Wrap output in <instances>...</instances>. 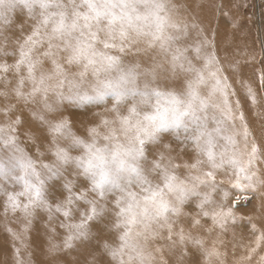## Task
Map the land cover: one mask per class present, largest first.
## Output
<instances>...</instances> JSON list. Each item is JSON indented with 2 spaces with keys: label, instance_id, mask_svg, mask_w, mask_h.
I'll use <instances>...</instances> for the list:
<instances>
[{
  "label": "snow or ice",
  "instance_id": "6c2138e0",
  "mask_svg": "<svg viewBox=\"0 0 264 264\" xmlns=\"http://www.w3.org/2000/svg\"><path fill=\"white\" fill-rule=\"evenodd\" d=\"M197 7L238 29L248 4ZM200 13L183 0H0L12 264L73 251L89 258L66 264H225L238 228L252 240L234 264H264V127L245 114L264 103V40L221 56ZM42 212L46 250L28 237Z\"/></svg>",
  "mask_w": 264,
  "mask_h": 264
},
{
  "label": "bare ground",
  "instance_id": "6f19581e",
  "mask_svg": "<svg viewBox=\"0 0 264 264\" xmlns=\"http://www.w3.org/2000/svg\"><path fill=\"white\" fill-rule=\"evenodd\" d=\"M183 2L191 4L193 8L198 13H200V9L197 6H206L209 0H183ZM200 15L204 20L205 25H207L210 21L211 26L217 30L216 44L221 50V56L224 55V49H228L229 51H238L239 49L237 46L242 48L244 44H247L250 47V42L252 44L251 47L254 46L256 48L257 42L255 40L252 25L249 26V24L241 20L240 27L238 29H233L231 24H227L223 20L213 19L211 14L206 10L205 12L200 13ZM259 30L261 33L262 31L264 33V22L260 23ZM255 67L257 69L258 63H256ZM252 71L253 70L251 67L245 69V72L248 74V76L252 74ZM245 114L249 121V127L254 131V134H258L261 127H264V112L262 109V104H258L255 108L251 107L250 105H246ZM175 154L176 153H173V155ZM224 240L227 242V246L222 248L221 251L226 252L225 264H234V262L240 261L241 257L246 254L245 245H247L252 240V235L247 230L238 228L236 229L235 241L233 240L231 232L224 236ZM260 254L264 255V252H261ZM169 264H171V261H169ZM253 264H255V260L253 261Z\"/></svg>",
  "mask_w": 264,
  "mask_h": 264
},
{
  "label": "rangeland",
  "instance_id": "374dc122",
  "mask_svg": "<svg viewBox=\"0 0 264 264\" xmlns=\"http://www.w3.org/2000/svg\"><path fill=\"white\" fill-rule=\"evenodd\" d=\"M219 2V0H217ZM248 7L241 9V18L247 24L252 25L253 33L255 35L256 50L259 51L261 47V41L264 40V33L259 30V25L261 22H264V0H247ZM24 20L23 17L17 20V24L22 23ZM250 48L252 46L250 42ZM259 60V57H257ZM11 62V61H10ZM260 64L258 63L257 70H259ZM3 101L0 99V104ZM262 109L264 112V103H262ZM103 109H91L92 112L102 111ZM79 113L83 114V108L77 110ZM91 113H88L90 115ZM27 115V113L25 114ZM78 119L83 118V115L77 117ZM3 117H0L2 120ZM167 138H166V141ZM175 146V145H173ZM2 199V197H0ZM253 203L258 204V201ZM44 217L43 219H37L33 222L31 231L28 233L29 243L33 248L40 246L41 248H47L48 237L45 235V224L47 223L46 213H41ZM9 226L13 229L19 230L21 227V222H17L16 218H13L11 215L8 218ZM59 242V241H58ZM86 253L83 251H73L70 254L64 255L63 253L59 255V264H66V262H71L73 259H79L81 261L88 259ZM35 260H44L49 259L47 256H35ZM0 264H12V237L5 230V218L3 215V210L0 209Z\"/></svg>",
  "mask_w": 264,
  "mask_h": 264
}]
</instances>
